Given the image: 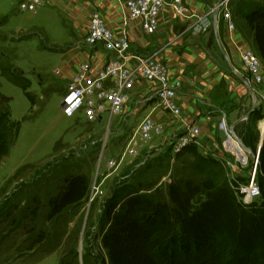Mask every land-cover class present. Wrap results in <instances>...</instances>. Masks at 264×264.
Returning a JSON list of instances; mask_svg holds the SVG:
<instances>
[{
    "label": "rangeland",
    "instance_id": "1",
    "mask_svg": "<svg viewBox=\"0 0 264 264\" xmlns=\"http://www.w3.org/2000/svg\"><path fill=\"white\" fill-rule=\"evenodd\" d=\"M245 1L250 0L229 2L235 28L240 24L234 16L236 6ZM24 2L0 0V109L8 110L14 129L11 156L0 165V264H61L62 258L76 248L79 257L75 264H104L105 254L95 223L102 204L116 188H136L139 183L157 180L165 172L167 176L157 187L158 192L152 193L156 198L163 197L174 165L186 152L174 158L170 145L173 134L162 138V132L144 141L137 134L139 128L117 133L116 126L109 127L107 116L101 123H89L83 112L74 118L65 117L62 100L68 93L67 82L58 71L67 48V30L56 24L54 13L44 11L34 17L32 12L24 11ZM38 22L49 30L51 40L33 28ZM262 67L264 72L263 62ZM238 70L245 73L243 64ZM251 88L256 94V89ZM257 90L264 93V85ZM256 121L251 116L242 131L234 130L252 152L261 142ZM247 129L253 141L249 134L244 139ZM136 134L137 139L132 142ZM130 135L134 136L128 139ZM193 152L199 158L202 155L199 148H193ZM67 163L69 173L90 174L88 200L75 215H67L58 225L46 226L49 236L55 235L50 245L30 250L34 236L30 229L35 232L30 227V219L35 217L31 213L33 200L41 205L56 194ZM14 203L19 206L17 213L11 211ZM262 203L259 200L253 206L260 207ZM44 214H40L39 222ZM60 229H65L67 236L53 251Z\"/></svg>",
    "mask_w": 264,
    "mask_h": 264
},
{
    "label": "trees",
    "instance_id": "2",
    "mask_svg": "<svg viewBox=\"0 0 264 264\" xmlns=\"http://www.w3.org/2000/svg\"><path fill=\"white\" fill-rule=\"evenodd\" d=\"M234 16L240 20L238 29L264 63V0L237 4ZM13 131L8 110L0 109V165L11 156ZM247 134L252 140L248 129L244 139ZM186 150L172 169L163 197L156 198L152 193L158 192L165 172L136 188H116L102 204L95 223L104 264H264V142L258 167L263 200L260 207H242L226 171L210 158H199L192 147ZM69 166L67 163L55 195L41 205L33 200L35 207L30 212L35 217L30 219V227L35 232L30 229L34 235L30 250L50 245L55 235L49 236L46 226L58 225L67 215H75L88 200L90 174L69 173ZM11 208L17 213L18 203ZM42 212L45 214L39 222ZM56 236L53 251L67 233L60 229ZM67 256L61 264H75L77 248Z\"/></svg>",
    "mask_w": 264,
    "mask_h": 264
},
{
    "label": "crops",
    "instance_id": "3",
    "mask_svg": "<svg viewBox=\"0 0 264 264\" xmlns=\"http://www.w3.org/2000/svg\"><path fill=\"white\" fill-rule=\"evenodd\" d=\"M129 1L132 0H46V5L32 14L36 17L44 11L54 13L56 24H62L67 30V48H64L66 51L62 54L58 71L66 79L67 92L81 65L90 64L89 75L96 78L108 62L109 54L83 45L88 34L91 14L97 11L115 37L127 33L134 54L139 57L158 55V59L167 64L171 76L181 79L183 83L178 97L183 120H176L163 110H154L155 104L147 103L146 99L156 86L139 82L123 114L113 120L109 127L116 126L117 133L126 129L132 131V128L138 129L143 120L151 116L163 129L162 138H166L171 134H185L190 127L198 126L203 143L201 153H220V112L227 113L234 124L251 110L252 101L249 88L227 70V64L217 46L213 15H209L216 6V1L183 0L188 15L193 16L190 19H184L170 7H165L159 18V29L154 36L144 33L142 22L139 20L130 22L127 27L124 25V5ZM207 22L211 25L206 26ZM193 26L202 27V31L195 34L191 30ZM33 28L43 31L51 40L49 30L47 31L42 23L38 22ZM182 34L185 35L179 37ZM219 34L233 66L237 70L240 69L241 54L253 50L252 43L238 28L230 31L227 23L222 20L219 24ZM129 64L136 66L138 63L136 60H130ZM252 117L259 121V111L256 110ZM245 122L247 120L240 122L236 129L242 131ZM98 123H101V120ZM133 136L130 135L128 139Z\"/></svg>",
    "mask_w": 264,
    "mask_h": 264
},
{
    "label": "built area",
    "instance_id": "4",
    "mask_svg": "<svg viewBox=\"0 0 264 264\" xmlns=\"http://www.w3.org/2000/svg\"><path fill=\"white\" fill-rule=\"evenodd\" d=\"M229 2V0H226L222 6L220 18L227 23L230 31H234L236 28L231 20ZM45 5L46 0H25L21 8L24 11L34 13ZM165 7H170L184 19L193 17L188 15L183 0H132L124 5V25L127 27L130 22L139 20L142 22L144 33L147 36H154L159 29V18ZM209 15H213V10ZM209 25L211 24L207 22L206 26ZM191 30L198 34L202 31V27L193 26ZM183 35L185 34L179 37ZM83 45L103 50L109 54V59L96 78L89 75L90 64L80 66L79 73L71 80L68 93L62 101V111L65 117L74 118L80 112H83L89 123H96L100 120L102 122L104 116H107L108 123L111 124L114 118L123 114L124 107L130 101L136 84L146 82L156 86L146 102L155 104L154 110H163L174 119L183 120V112L178 103L183 83L181 79L171 76L167 64L158 59V55L139 57L134 54L127 33L115 37L97 11L91 14L88 34L83 41ZM130 60H136L138 64L131 66L129 64ZM241 61L245 73L238 71L241 75L244 74L243 76L250 87L256 89V99L261 104L258 109L260 113L258 131L262 137L260 124L264 121V93L257 90L264 85L262 61L254 50L243 52ZM231 126L232 122L228 114L220 112L219 131L223 137L221 153L203 152L202 155L205 158L214 160L226 171L239 204L244 208H250L259 200H262L258 179L262 144L256 147L253 152L255 158H253L244 147V143L237 133L232 132ZM162 132L163 129L154 122L151 116H148L140 124L137 134L140 135L142 140L149 141L154 135ZM137 134L131 140L132 142L136 141ZM170 145L172 146L174 158L190 147L202 148L200 128L192 126L185 134L173 136L170 139Z\"/></svg>",
    "mask_w": 264,
    "mask_h": 264
},
{
    "label": "water",
    "instance_id": "5",
    "mask_svg": "<svg viewBox=\"0 0 264 264\" xmlns=\"http://www.w3.org/2000/svg\"><path fill=\"white\" fill-rule=\"evenodd\" d=\"M231 1V0H229ZM226 2V0H218L216 6L213 9V29H214V34H215V40L217 43V46L227 64V67L229 69V71L235 76L237 77L244 85H246L249 88V93H250V97H251V101H252V108L251 110L245 115L243 116V118L239 121H237L236 123L232 124L231 126V130L232 132H234L235 128L237 127V125L240 122H243L244 120H248L252 114L258 110L261 107L260 102L257 101L256 99V94L254 92V90L250 87L249 83L247 82V80L239 73V71L233 66L231 59L229 57V54L227 52V50L225 49L222 40L220 38V34H219V24L221 23L220 17H221V8L224 5V3ZM264 139L262 141V145H263ZM244 145V144H243ZM245 147V145H244ZM247 151L250 153V155L255 158V156L253 155V152L251 149L246 148Z\"/></svg>",
    "mask_w": 264,
    "mask_h": 264
},
{
    "label": "bare ground",
    "instance_id": "6",
    "mask_svg": "<svg viewBox=\"0 0 264 264\" xmlns=\"http://www.w3.org/2000/svg\"><path fill=\"white\" fill-rule=\"evenodd\" d=\"M260 129H261L262 134H263L262 137H261V142H260V144H262V141L264 139V121L261 122Z\"/></svg>",
    "mask_w": 264,
    "mask_h": 264
}]
</instances>
